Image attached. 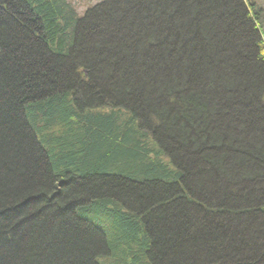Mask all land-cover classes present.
Segmentation results:
<instances>
[{"label":"trees","instance_id":"16d2710c","mask_svg":"<svg viewBox=\"0 0 264 264\" xmlns=\"http://www.w3.org/2000/svg\"><path fill=\"white\" fill-rule=\"evenodd\" d=\"M0 264H264L255 0H0Z\"/></svg>","mask_w":264,"mask_h":264},{"label":"rangeland","instance_id":"374dc122","mask_svg":"<svg viewBox=\"0 0 264 264\" xmlns=\"http://www.w3.org/2000/svg\"><path fill=\"white\" fill-rule=\"evenodd\" d=\"M68 1L73 5V7H75L77 9L78 13L82 15L84 13V10L88 6H90L91 4L93 5V4H95L101 0H68ZM255 1L264 10V0H255ZM94 217H95V214L92 212L86 214V219H93L94 220ZM98 218L100 219V221H102L100 216Z\"/></svg>","mask_w":264,"mask_h":264}]
</instances>
